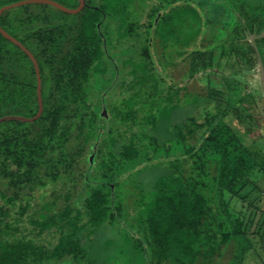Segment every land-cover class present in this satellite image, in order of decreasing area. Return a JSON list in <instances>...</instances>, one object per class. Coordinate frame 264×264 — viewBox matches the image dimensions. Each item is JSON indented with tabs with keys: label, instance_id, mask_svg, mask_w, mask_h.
I'll return each instance as SVG.
<instances>
[{
	"label": "trees",
	"instance_id": "obj_1",
	"mask_svg": "<svg viewBox=\"0 0 264 264\" xmlns=\"http://www.w3.org/2000/svg\"><path fill=\"white\" fill-rule=\"evenodd\" d=\"M132 1L86 0L76 13L33 2L1 12L0 25L38 63L43 108L32 121L0 122V264L84 261L85 238L128 214L113 189L134 169L143 193L136 202L142 229L127 230L139 264H242L254 232L264 255V217L255 199L233 218L223 196L253 184L254 174L264 177V152L255 139L243 140L263 121L259 97L242 94L239 80L217 72L223 65H257L247 31L264 28V9L238 0H147V18L136 24L123 21ZM109 17L121 20L118 41L134 52L120 63L102 27ZM255 43L264 69V35ZM169 53L181 61L177 75L161 70ZM94 74L109 80L96 95L88 91ZM119 75L122 94L109 108L106 94ZM191 81L200 91L187 88ZM185 103L199 106L202 120L189 111L173 122ZM102 104L107 118L99 115ZM138 106L145 107L139 119ZM36 109L33 65L0 33V116H31ZM112 118L120 122L115 129ZM23 215L36 235L50 234L51 241L20 233ZM249 220L257 223L250 234Z\"/></svg>",
	"mask_w": 264,
	"mask_h": 264
},
{
	"label": "rangeland",
	"instance_id": "obj_2",
	"mask_svg": "<svg viewBox=\"0 0 264 264\" xmlns=\"http://www.w3.org/2000/svg\"><path fill=\"white\" fill-rule=\"evenodd\" d=\"M238 1H249L254 4L256 9H264V0H238ZM151 6V3H148L147 0H133L130 4V14L127 18H124L123 21H130L136 22V24L140 23L141 20H145L147 15L145 11ZM34 7V6H33ZM260 7V8H259ZM54 12L57 13V10L54 8H50ZM103 31L105 32L108 43L107 46H110L111 54L116 58L115 61L118 63L121 62L122 59L128 57H134L131 51V48H125L126 43L123 44L118 41V38L123 34L122 28L123 23L121 20L116 18H106L102 24ZM183 35L189 34V29L183 30ZM181 35V36H183ZM111 42V43H110ZM114 43V44H113ZM154 49V47H152ZM156 51V50H155ZM175 56L169 53L167 56L163 55V60L160 62L161 70L163 74L166 76H171L170 74L176 72V62ZM106 66V61L102 63ZM167 64V66H166ZM171 68L173 71L171 72ZM175 68V69H174ZM240 66L236 65L234 68L232 65H223L222 67L217 69L219 76H230L234 77L236 80H239L242 84L239 91L243 94L245 92H253L255 91L257 96L259 97L258 103V110L261 111V115L263 117L262 123L255 126V123L252 124V135H243V140L245 142H249L255 139V143L258 145L259 148L264 152V91L259 87V80H258V70L257 65L251 68H242L239 69ZM120 75L119 78L114 80L111 89L106 94V102L109 104V108L111 104L113 105L114 102H118L119 96L122 94V89L120 86ZM109 82L105 77H101L100 75L94 74V76L90 79L88 84V91H92L94 95H96V90L102 88V84H106ZM187 88L193 91H200L196 82H189L187 83ZM102 92V91H101ZM261 102V103H260ZM199 106H194L193 104H182L180 108L176 110V112L172 115L173 122L180 121L183 118V115L187 114L189 111H192L194 116H196V121L202 120V115L199 114ZM108 108V110H109ZM125 109L126 107H122ZM144 106H138L136 116L139 119L144 113ZM109 114L112 113L109 110ZM110 126L115 129L119 126L120 122L117 118H112L109 122ZM247 123L244 122L243 125ZM134 125L133 127H135ZM240 131L241 129L238 128ZM256 131V134H255ZM165 138V136H164ZM173 147V146H172ZM171 147V148H172ZM173 148L170 149L169 152H173ZM174 155V154H173ZM172 155V156H173ZM122 173H125L123 170ZM135 177V178H134ZM254 185L247 184L243 188H241L237 195L230 194L229 192L224 193V200H226V209L229 215L233 218L235 217H242V214L245 212L248 203L252 199H255L254 205L261 210L262 214H258L260 217H264V177L260 176V174H254ZM138 176L136 175V170H131V173H125L119 177V182L115 185L113 189V196L115 200L118 202L120 201L127 207L128 214L120 215V220H114L111 222H104L96 231L90 233L89 238H85L84 246H86V258L84 261L78 262V264H139V260H137L136 255L138 254L137 250L134 249V243L132 239H128V230L127 228H131L134 230H139L140 227L142 229V224L139 221V211L136 206V202L138 197L142 196V191L138 188ZM56 185V184H55ZM53 187V186H52ZM47 189V188H46ZM47 190H50L48 188ZM51 193V192H50ZM53 193V192H52ZM51 193V194H52ZM44 194L41 191L40 197H36V200L42 201ZM252 206V205H251ZM25 215V214H24ZM22 216L20 219V233H27L28 236H34L40 238H44L46 240H50V234H39L36 235V230L34 229L32 224L28 221L27 216ZM245 219L247 216H244ZM248 218V217H247ZM257 218V216H256ZM255 220V218L253 217ZM263 231H264V221H263ZM257 227V223L254 221H248V231L249 234L254 232ZM262 234V231L260 232ZM253 249L245 250V254L242 260V264H264V255L261 253L260 250V243L257 239L258 233L253 234ZM38 239L43 241V239ZM53 241V240H52ZM135 241V240H134ZM258 253V255L256 253ZM229 253L228 249L223 252V258L228 259Z\"/></svg>",
	"mask_w": 264,
	"mask_h": 264
},
{
	"label": "water",
	"instance_id": "obj_3",
	"mask_svg": "<svg viewBox=\"0 0 264 264\" xmlns=\"http://www.w3.org/2000/svg\"><path fill=\"white\" fill-rule=\"evenodd\" d=\"M33 2L46 3V4L54 6L55 8H58L59 10H61L63 12H66V13H76L85 5L86 0H77V4L75 6H67V5L60 3L57 0H15V1H11V2L0 5V14L5 9L15 7L18 5H22V4L33 3ZM158 15H159V12H157V16ZM157 16L155 17V20H156ZM96 26L97 27L99 26V22L96 23ZM0 33L5 38H7L8 40H10L14 44H16L30 59V61L33 65L34 75H35V95H36V101H37V109L33 115L25 116V115L17 114V113L3 114L0 116V122L2 120H6V119H16V120H21V121H32V120H34L40 116V114L42 112V108H43L42 98H41V75H40L38 63H37L35 57L33 56V54L31 53V51L20 40H18L15 36L8 33L1 25H0ZM261 35H264V28L260 29V31L258 33L247 31V38L251 42V44L255 50V54H256V58H257V70H258L259 84H260L261 89L264 91L263 62H262L258 47L255 43V37L261 36ZM196 47L197 46L195 45V48ZM99 115L103 116L104 118L108 117L107 109H106L104 104H102V106H101V109L99 111ZM95 147H96V144H93L92 145V151L88 154L89 162H92V158H93L94 153H95ZM110 187L111 188L113 187L112 182H110Z\"/></svg>",
	"mask_w": 264,
	"mask_h": 264
},
{
	"label": "flooded vegetation",
	"instance_id": "obj_4",
	"mask_svg": "<svg viewBox=\"0 0 264 264\" xmlns=\"http://www.w3.org/2000/svg\"><path fill=\"white\" fill-rule=\"evenodd\" d=\"M255 33H256V32H255ZM177 60H178V62H176V60H175V62H176V67H175V68H176V72H177V74H179V73H180V71H179V70H180V68H179V63H180L181 61H179V59H177ZM175 68H174V69H175ZM171 69H172V68H171ZM172 71H173V69H172Z\"/></svg>",
	"mask_w": 264,
	"mask_h": 264
}]
</instances>
